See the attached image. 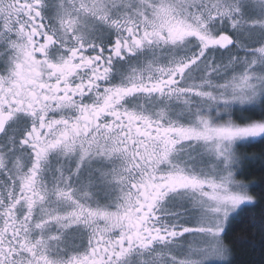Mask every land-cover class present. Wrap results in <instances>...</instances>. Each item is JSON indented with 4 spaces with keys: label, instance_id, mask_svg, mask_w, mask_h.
<instances>
[{
    "label": "snow or ice",
    "instance_id": "obj_1",
    "mask_svg": "<svg viewBox=\"0 0 264 264\" xmlns=\"http://www.w3.org/2000/svg\"><path fill=\"white\" fill-rule=\"evenodd\" d=\"M259 146L264 0H0V264H264Z\"/></svg>",
    "mask_w": 264,
    "mask_h": 264
},
{
    "label": "trees",
    "instance_id": "obj_2",
    "mask_svg": "<svg viewBox=\"0 0 264 264\" xmlns=\"http://www.w3.org/2000/svg\"><path fill=\"white\" fill-rule=\"evenodd\" d=\"M261 147H264V146H259V147H256V148L248 149V152H249L250 155L251 154H258L260 152V150H261ZM251 179L259 182V180H260V174L259 173L254 174L251 177ZM237 235L247 236L248 234L245 233V232H243L242 230H240V231L237 232ZM240 247L243 248V249H245V250H247L248 253H249V255L251 254V249L248 247L247 244H241ZM243 258L247 259L248 257H243ZM255 258L258 259L259 257L256 256Z\"/></svg>",
    "mask_w": 264,
    "mask_h": 264
}]
</instances>
